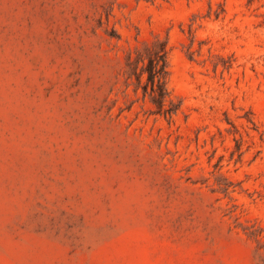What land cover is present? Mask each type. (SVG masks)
Segmentation results:
<instances>
[{
	"label": "rangeland",
	"instance_id": "1",
	"mask_svg": "<svg viewBox=\"0 0 264 264\" xmlns=\"http://www.w3.org/2000/svg\"><path fill=\"white\" fill-rule=\"evenodd\" d=\"M0 264H264V0H0Z\"/></svg>",
	"mask_w": 264,
	"mask_h": 264
},
{
	"label": "trees",
	"instance_id": "2",
	"mask_svg": "<svg viewBox=\"0 0 264 264\" xmlns=\"http://www.w3.org/2000/svg\"><path fill=\"white\" fill-rule=\"evenodd\" d=\"M165 53L156 54L149 57L144 71L146 72V83L143 85L144 91L149 88L154 94V100L158 106H162L163 99L167 94L165 85Z\"/></svg>",
	"mask_w": 264,
	"mask_h": 264
}]
</instances>
